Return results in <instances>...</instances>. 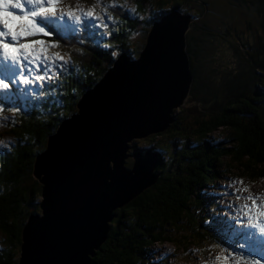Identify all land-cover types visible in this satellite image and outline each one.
Instances as JSON below:
<instances>
[{
    "label": "trees",
    "instance_id": "16d2710c",
    "mask_svg": "<svg viewBox=\"0 0 264 264\" xmlns=\"http://www.w3.org/2000/svg\"><path fill=\"white\" fill-rule=\"evenodd\" d=\"M182 2L174 3L168 10L158 7L159 11L152 12L144 20H136L127 32L115 31L109 37L108 48L102 46L105 43H95L96 38L88 30L68 33L60 40L61 48L57 51L69 53L71 64L58 80L50 83L54 91H49L44 100L28 99L23 102L22 94L14 91L15 103H3L4 94L0 93L1 104H15L28 113L18 115L14 127H0V140L14 144L9 153L0 151V235L8 243L0 245V264H19L23 228L31 215L42 212L39 208L42 186L34 177V164L37 155L46 149L49 137L57 132L63 120L77 112V104L85 92L99 83L122 53L126 52L135 59L139 57L146 42L140 47H130L135 27L140 25L138 30L148 35L156 17L162 19L173 10L189 14ZM193 2L197 13L195 18L201 17V21L193 23L188 33L187 51L194 75L190 99L199 103L204 113L193 109L198 116L190 124V135L184 140L203 144L196 145V149H191L190 142L189 146L186 144L185 149L174 155L170 162L164 161L159 166V178L152 188L115 212L117 217L111 223L108 240L92 264H158L152 261L154 245L172 243L179 248L197 238L209 239L214 236L213 232H218L216 243H220V229L215 224L205 227L201 222L205 217L204 213L201 214L204 208L202 189L222 178L224 172L221 168L226 166H229L230 172L249 182L264 180V0ZM220 2L227 7L221 6ZM135 3L139 13L144 15L150 8L165 5L168 1L135 0ZM146 3L148 5L144 9ZM235 11L241 13L243 21L247 17L246 23H252L256 29L250 32L254 35L250 44L237 40L240 35L236 32V21L240 16ZM208 13L217 15L218 32L211 28ZM121 14L126 16V13ZM251 15L256 18L254 23L249 19ZM233 35L237 43L231 42ZM218 36L229 48L219 52L217 57L219 48L215 41ZM81 38L85 41L83 44L79 43ZM51 39L55 40L56 36ZM113 42L121 44L116 57L111 55ZM224 55L233 56L236 60L233 67L217 71L209 66ZM35 91L40 92V88ZM39 104L43 107H35L34 110V106ZM5 115L11 114L6 112ZM181 123L182 119L176 113V121L170 130L154 136L152 141L172 131H177L176 134L180 132L182 137ZM218 130L226 133L225 138L207 145L206 140L210 141L214 136L212 134ZM175 143L172 141L168 145L173 147ZM151 148L162 153L169 150L168 146L163 148L160 145ZM136 150H139L138 147H134L131 153ZM131 166L130 161L127 167ZM185 226L189 228V236L187 231L179 235L173 231L185 229Z\"/></svg>",
    "mask_w": 264,
    "mask_h": 264
},
{
    "label": "water",
    "instance_id": "95a60500",
    "mask_svg": "<svg viewBox=\"0 0 264 264\" xmlns=\"http://www.w3.org/2000/svg\"><path fill=\"white\" fill-rule=\"evenodd\" d=\"M195 22L179 10L154 22L139 59L122 53L49 137L34 164L43 213L23 228L19 264H92L115 212L157 183L161 152L131 153L130 144L168 131L190 97Z\"/></svg>",
    "mask_w": 264,
    "mask_h": 264
},
{
    "label": "snow or ice",
    "instance_id": "6c2138e0",
    "mask_svg": "<svg viewBox=\"0 0 264 264\" xmlns=\"http://www.w3.org/2000/svg\"><path fill=\"white\" fill-rule=\"evenodd\" d=\"M113 11L126 13L125 19L133 21L145 19L129 0H94L87 8L79 0L75 6H69L67 0H0V93L4 94L3 99L14 101L12 86L17 85L33 100H44L49 91H54L50 83L58 80L71 64L69 53L57 51L61 48L60 40L69 32L79 33L81 30H88L90 34L101 30L98 33L101 37L111 36L116 28L110 29L109 25L118 24ZM160 19L156 17L153 22ZM53 36H56L55 40L51 39ZM84 42L83 38L79 41ZM102 46L108 48L109 44ZM111 55L116 57L119 53L112 51ZM37 87L40 88L38 93L35 91ZM35 107L42 108L43 104L34 106V110ZM6 112L11 115H5ZM18 115L28 113L14 104H0V127H14ZM12 147L13 142L0 140V151L5 154ZM236 185H243V180H232L228 187ZM231 195L243 203H228L223 216L229 217L232 213L229 218L237 229L235 235L243 234L246 241L239 243V248L247 249V253H234L215 243L207 251L211 253L215 248L219 249V254L204 264H261L257 255L264 254V197L252 193L247 187H235Z\"/></svg>",
    "mask_w": 264,
    "mask_h": 264
},
{
    "label": "rangeland",
    "instance_id": "374dc122",
    "mask_svg": "<svg viewBox=\"0 0 264 264\" xmlns=\"http://www.w3.org/2000/svg\"><path fill=\"white\" fill-rule=\"evenodd\" d=\"M166 1H168L167 4L159 5V6L157 5V6L153 7V9L150 8L149 10L146 11V14H144V15L139 13L138 6L136 5L135 0H129V3L136 8L137 13H139L140 15H143L146 18H148V16L151 15V13L154 11L156 13L161 8L168 10L172 7V5L174 3L181 2V1H183L182 3H183V5H185V9L188 10V11L186 10V12H189V14H192L194 16L197 15V13L195 11L196 7L194 5L193 0H189V1L188 0H166ZM77 2H78V0H67V3L69 6H75V4ZM79 2L84 7L87 8L94 3V0H79ZM104 2H107V0H104ZM227 4L229 6V3H227ZM147 5H148V3H146L144 5L145 6L144 9L147 7ZM220 5L227 7V5H225L221 2H220ZM96 11L98 12L99 9H96ZM110 11H112V10H110ZM182 13L186 14L184 11H182ZM235 13H237V15L240 16V18L236 21V24H237L236 32H237L238 36L240 35L237 40L242 39L245 43L250 44V42H253V39H254V35L250 32H252V31L255 32L256 29L253 28L252 23H249V24L246 23L247 17H244V21H243V19L241 17V13L239 11H235ZM189 14H187V15H189ZM208 14H209V16L207 17V20L210 22L211 28L213 29V31L218 32V27H216V25H217L216 22L218 21L217 15L214 13H208ZM113 17L118 20V24L117 25L110 24L109 27H110V29L112 27H115L117 32H120V31L127 32V31H129V28L131 25L136 24V20L135 21L130 20V22H129L128 19H125L124 15H122L121 13H118L116 11H113ZM196 18H197V22L201 21V17L196 16ZM249 19H251V22L254 23L253 19H256V18L251 15V18H249ZM139 27H141V26L139 25V26L135 27L136 30L134 33H132V35L130 37V47H140L147 40L148 35H146L142 31H139L138 30ZM99 31H101V30L95 31V34H93V37L96 38L95 43H109V42H111V40L109 39L110 36L101 37L98 34ZM219 33L222 34L221 32H219ZM197 35L200 36L201 33L198 32ZM234 36L235 35H233V38H230V39H232L231 42L237 43V40L235 39ZM221 38H222L221 36H218L216 38V41H215L217 44V47L219 48V51H216L217 57L220 54L219 52H224V49H226L228 47L226 42L222 41ZM116 40L117 39H115V41ZM112 45L114 47V51L119 53L121 44H119L118 42H116V43L113 42ZM187 46H188V35H187ZM242 51L243 50L241 49V52ZM221 54L223 55V53H221ZM133 59H135V58H133ZM138 59H139V57L137 58V60ZM235 61H234L232 55H228L227 57L224 55L222 57V59H219L218 62H214L212 65H209V66L212 68H216L217 71H222L224 69L226 70L229 67H233V65L235 64ZM53 82H55V81H53ZM86 93L87 92H85V94ZM27 98L32 99L31 96H28V95H27ZM2 102L7 103L5 100ZM195 108L198 111V113H201V114L204 113V110H202L203 108L201 107V105L199 103H194V101H192L189 97L185 103V106L181 107L177 111H175V113H178L179 118L182 119V123L180 125L181 130L184 132V135L182 137L180 136V132H178V134H176L177 131H172L170 134L162 136V138L158 137L157 139L152 141V138L154 136H157V135H152V136L145 138V139H142V140H135L133 143L130 144L132 149L134 147H138L139 151H141V152H144V151L152 152V151H154V149L151 148L153 146L160 145L163 148L168 146L169 150H167V152H164V153L161 152V155H159V157H158L159 160L157 159V162H158L157 170H158L159 166L162 163H164V161L170 162L174 158V155H178L179 151H182L183 149H185L186 144L189 146V142L191 145V149H196L199 145H202L203 142L194 143V141H192V140H184L185 137H189V135H190V132H189L190 124H193L196 116H198L197 112H195L193 110ZM77 112H78V110H77ZM169 130H170V128L168 129V131ZM166 133H167V131L164 134H166ZM172 134H174V135L172 137H170V135H172ZM224 134H226V133L223 130H218V131L214 132L212 134L214 136L213 137L211 136L210 141L206 140V144L210 145L211 143L217 142L218 139L223 140L225 138ZM175 137L178 139L172 140V138H175ZM163 138L165 139V141ZM179 138H181V139H179ZM172 141H176L175 146H173V147L168 145V144H171ZM196 145H198V146H196ZM130 161L132 162V165H133V160L129 159L128 162H130ZM229 169H230L229 166L221 168V171L224 172L222 178H220L217 182H215L211 186L204 187L202 189L201 198L203 199V202H204L203 203L204 208H203V211L201 212V214L204 213L203 216H205V217L203 218L204 220L201 222L205 227H210V226H214V225L210 224V221H215V225L217 226V228L220 229V231H224V232H222L223 234H226L228 237H231V232H230L231 219L229 217L232 215V213H229V217H224L223 216V210L226 209V205L228 203H232L233 205H238L240 203H243V201H237L235 199V197H233L231 195V193L235 190V187H247L252 193L259 194L260 196L264 197V180H261L258 182H249L248 180L243 179V177L240 176L239 174L234 173V172H230ZM157 170H156V174H157ZM241 179L243 180V185H236L233 188L228 187L229 183L232 180H241ZM225 193H228V194H225ZM243 195H247V193H244ZM217 213H220V215H217ZM198 215H200V214L198 213ZM173 231L176 232V234H178V235L183 234L187 231L186 235L189 236L188 226H185V229H176V231L175 230H173ZM242 232H243V230H241V233ZM213 234H214V236L212 235V237L209 239L206 238V239H199L198 240V238H197L196 241L184 243V244H182V247H179V248L177 247V245L172 244V243L156 244L152 247L153 251H155V254L153 253L152 261H153V263H154V261L155 262L157 261L158 264H204V262L206 260H212L215 258V256L217 254H219V249L213 248L211 253H209V251H207L208 249L212 248L213 244H215L217 242V238H216L217 236L216 235L218 234V232L217 233L213 232ZM180 240H182V239H180ZM180 240H178V241H180ZM221 241L223 242L222 236H221ZM222 242H220V244ZM180 243H182V241ZM5 244L6 245L8 244L6 242L5 237L0 235V245L4 246ZM233 247H235L237 249L236 252H238L239 249H238L236 243L233 244ZM261 264H263L262 259H261Z\"/></svg>",
    "mask_w": 264,
    "mask_h": 264
},
{
    "label": "bare ground",
    "instance_id": "6f19581e",
    "mask_svg": "<svg viewBox=\"0 0 264 264\" xmlns=\"http://www.w3.org/2000/svg\"><path fill=\"white\" fill-rule=\"evenodd\" d=\"M96 31H98V30H96ZM88 37H89V35H88ZM124 53H126V52H124ZM112 67H113V66H112ZM112 67H111V68H112ZM42 200H43V198H42ZM221 211H222V210H221ZM42 213H43V212H41V214H42ZM113 221H114V220H113ZM113 221H112V222H113ZM112 222H111V223H112ZM111 223H110V225H109V226H110V231H111ZM235 231H237V229H235ZM109 233H110V232H109ZM236 237H237V244H239V243H243V242L245 241V237H244L243 234L236 235ZM257 258L261 260L260 256H258V255H257Z\"/></svg>",
    "mask_w": 264,
    "mask_h": 264
}]
</instances>
